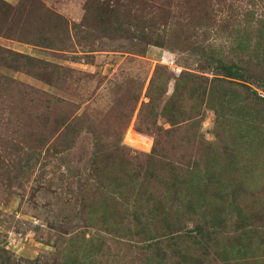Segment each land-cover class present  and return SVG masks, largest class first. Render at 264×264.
<instances>
[{"label":"rangeland","instance_id":"rangeland-1","mask_svg":"<svg viewBox=\"0 0 264 264\" xmlns=\"http://www.w3.org/2000/svg\"><path fill=\"white\" fill-rule=\"evenodd\" d=\"M158 129L173 163L201 154L194 130L239 167L214 228L237 249L246 226V255H204L187 223L188 264H264V0H0V264H182L190 239L97 221L93 152L142 163Z\"/></svg>","mask_w":264,"mask_h":264},{"label":"trees","instance_id":"trees-1","mask_svg":"<svg viewBox=\"0 0 264 264\" xmlns=\"http://www.w3.org/2000/svg\"><path fill=\"white\" fill-rule=\"evenodd\" d=\"M225 74V77L229 78L236 76V73L231 71ZM177 90L176 83L173 95ZM170 102L166 107L172 105ZM249 125L250 123L246 126L249 128ZM257 129L252 127L250 132L263 133L261 128ZM173 131L174 129L155 131L156 138L151 152L140 153L143 155L142 163L127 158L130 150L121 147L115 148L110 153L97 150L93 152L95 175L108 184L110 192L104 195L100 208L96 209L99 213L97 221L100 225L116 230H120L128 223H135L136 226L146 229L151 227L153 233H164L161 237L172 241L175 251L180 250L179 247L176 249L177 240L190 239L183 254L179 255L182 264H188V254L193 255L191 252L194 250V244L200 243L186 231L187 223L194 224V232L206 248L204 255H209L207 251H210V246L216 248L220 246L226 258L231 257L232 254L245 256L246 253L242 251L246 249L242 247L240 240L245 235L246 226L237 230L239 232L236 236L237 249L217 244L220 231L218 227L214 228V225H218V221L222 219L226 207H230L229 195L236 192L233 187L238 180L233 179L228 183V172L230 169L238 171L239 167H236L232 159L229 162H220L219 158L213 159L214 144L202 141L201 135L194 130H190L187 137H193V143L197 147L202 145L201 154L199 153L197 160L192 163H173L164 155L160 139L162 138L160 133L170 134ZM216 136L220 138L218 137L220 134L217 133ZM235 143L232 144L233 148ZM235 198L234 196V200ZM126 206L130 207L131 212L127 211ZM209 220L214 223L212 227ZM93 250L94 247L90 245L86 251L91 253ZM194 257L195 263L200 264L201 261L198 260L200 258ZM72 263L74 262L70 261V264Z\"/></svg>","mask_w":264,"mask_h":264},{"label":"crops","instance_id":"crops-1","mask_svg":"<svg viewBox=\"0 0 264 264\" xmlns=\"http://www.w3.org/2000/svg\"><path fill=\"white\" fill-rule=\"evenodd\" d=\"M1 1L9 5H15L19 2V0H1ZM45 1L51 2L52 0H45Z\"/></svg>","mask_w":264,"mask_h":264}]
</instances>
